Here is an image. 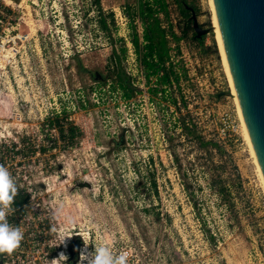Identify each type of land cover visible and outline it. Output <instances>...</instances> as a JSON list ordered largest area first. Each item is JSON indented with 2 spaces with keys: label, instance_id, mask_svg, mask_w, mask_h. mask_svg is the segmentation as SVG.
<instances>
[{
  "label": "rangeland",
  "instance_id": "obj_1",
  "mask_svg": "<svg viewBox=\"0 0 264 264\" xmlns=\"http://www.w3.org/2000/svg\"><path fill=\"white\" fill-rule=\"evenodd\" d=\"M138 1L100 0L98 13L92 0H0V164L29 195L23 213L12 205L8 220L24 237L0 264H81V252L105 241L128 264H264V188L210 2L186 0L211 27L197 37L190 11L167 0L158 17L177 80L153 94L129 41ZM132 25L140 34L137 17ZM117 73L134 88L129 98L110 90ZM62 106L81 130L73 144L47 125ZM211 177L225 184L226 202Z\"/></svg>",
  "mask_w": 264,
  "mask_h": 264
},
{
  "label": "water",
  "instance_id": "obj_2",
  "mask_svg": "<svg viewBox=\"0 0 264 264\" xmlns=\"http://www.w3.org/2000/svg\"><path fill=\"white\" fill-rule=\"evenodd\" d=\"M212 7L241 114L264 177V0H212ZM189 10L195 35L207 33L211 27L198 24L194 10Z\"/></svg>",
  "mask_w": 264,
  "mask_h": 264
},
{
  "label": "trees",
  "instance_id": "obj_3",
  "mask_svg": "<svg viewBox=\"0 0 264 264\" xmlns=\"http://www.w3.org/2000/svg\"><path fill=\"white\" fill-rule=\"evenodd\" d=\"M178 5L181 12L186 14L189 10L186 0H174ZM95 9L100 13V0H92ZM167 0H146L137 2L136 9L128 14L131 23V32L129 35V41L133 45L136 53V58L139 64L142 66L144 76L146 79L153 77L155 79V86L151 89L153 94L164 91V85L177 80V76L174 75L170 66H167L168 61V47L166 40V33L162 28L159 13H166ZM193 9V8H192ZM190 11V10H189ZM135 17L141 23V33L139 34L135 25H132V21ZM109 21L111 25H114L113 14H109ZM100 29L106 28V23L103 18H99L97 21ZM173 34V33H172ZM126 46H121V51L124 53ZM160 85V87L158 86ZM110 90L116 88L122 89V95L124 98H129L133 93V86L129 80H126L120 74H115L114 81L109 83ZM72 107L82 108L84 107L83 101ZM70 108L62 106L60 110H53L52 114L46 118L47 125L57 131L58 136L65 142L73 144L74 141L81 135V130L70 119ZM187 128V126H185ZM201 144L213 148L218 154L225 155V151L216 141L213 140H201ZM15 143H13V146ZM234 173L238 176V171L235 164L232 166ZM209 187L215 190L218 197L224 202L227 201V189L225 184L220 178L211 177L208 182ZM153 190L156 193V183L152 181ZM191 197L193 196L192 190L190 191ZM29 195L25 190H18L14 201L13 207L17 213H23L22 204L28 203Z\"/></svg>",
  "mask_w": 264,
  "mask_h": 264
},
{
  "label": "clouds",
  "instance_id": "obj_4",
  "mask_svg": "<svg viewBox=\"0 0 264 264\" xmlns=\"http://www.w3.org/2000/svg\"><path fill=\"white\" fill-rule=\"evenodd\" d=\"M17 192V184L8 167L0 164V253H11L19 246L24 237L21 228L11 224L8 220ZM67 221L71 224L74 219L67 217ZM66 237L69 236L61 233L58 236L59 243H64ZM85 243L87 244L86 241ZM61 257H65L64 253L60 254L59 258ZM81 257V264H85V261L86 264H128L127 252L117 253L108 241L95 244L94 252H81Z\"/></svg>",
  "mask_w": 264,
  "mask_h": 264
},
{
  "label": "bare ground",
  "instance_id": "obj_5",
  "mask_svg": "<svg viewBox=\"0 0 264 264\" xmlns=\"http://www.w3.org/2000/svg\"><path fill=\"white\" fill-rule=\"evenodd\" d=\"M209 2H210V6H211V11H212V26L214 28L215 38H216V41H217V46H218L219 53H220V56H221V59H222V62H223V66H224V69H225V73H226V76H227L229 91L233 95L234 102H235V105H236L237 114H238V117H239V119L241 121L243 134H244V137H245L246 141L248 142V144L250 146V149H251V152H252V154L254 156V161H255L256 167H257L258 172H259V176H260V180H261L262 186L264 188V177H263V174L261 172V169H260L256 154H255V151H254L253 146L251 144V140H250V137H249V134H248V131H247L243 116L241 114V110H240L237 94H236L235 87H234V84H233L232 79H231V75H230L229 68H228L227 61H226L224 47H223L222 40H221V37H220V33H219V30H218V27H217L214 11H213V7H212V0H209Z\"/></svg>",
  "mask_w": 264,
  "mask_h": 264
},
{
  "label": "built area",
  "instance_id": "obj_6",
  "mask_svg": "<svg viewBox=\"0 0 264 264\" xmlns=\"http://www.w3.org/2000/svg\"><path fill=\"white\" fill-rule=\"evenodd\" d=\"M168 2V1H167Z\"/></svg>",
  "mask_w": 264,
  "mask_h": 264
}]
</instances>
